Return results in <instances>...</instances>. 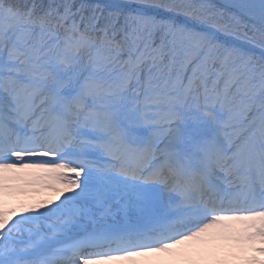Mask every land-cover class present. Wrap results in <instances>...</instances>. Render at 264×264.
<instances>
[{"label":"snow or ice","instance_id":"1","mask_svg":"<svg viewBox=\"0 0 264 264\" xmlns=\"http://www.w3.org/2000/svg\"><path fill=\"white\" fill-rule=\"evenodd\" d=\"M0 264H264V0H0Z\"/></svg>","mask_w":264,"mask_h":264},{"label":"bare ground","instance_id":"2","mask_svg":"<svg viewBox=\"0 0 264 264\" xmlns=\"http://www.w3.org/2000/svg\"><path fill=\"white\" fill-rule=\"evenodd\" d=\"M220 2H223V0H220Z\"/></svg>","mask_w":264,"mask_h":264}]
</instances>
